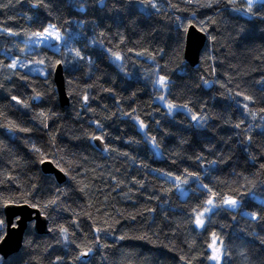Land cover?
Segmentation results:
<instances>
[{
    "label": "trees",
    "instance_id": "16d2710c",
    "mask_svg": "<svg viewBox=\"0 0 264 264\" xmlns=\"http://www.w3.org/2000/svg\"><path fill=\"white\" fill-rule=\"evenodd\" d=\"M49 24L57 53L28 43ZM190 24L207 36L195 66ZM9 203L48 233L30 223L0 264H264V1L0 0L3 235Z\"/></svg>",
    "mask_w": 264,
    "mask_h": 264
},
{
    "label": "water",
    "instance_id": "95a60500",
    "mask_svg": "<svg viewBox=\"0 0 264 264\" xmlns=\"http://www.w3.org/2000/svg\"><path fill=\"white\" fill-rule=\"evenodd\" d=\"M184 59L190 66H195L199 62V56L204 48L207 36L200 31L195 25L190 24L185 34ZM54 83L57 87L59 103L62 108L69 106V98L64 87L63 65L56 66L54 72ZM96 146L103 151L105 143L101 139L94 138ZM42 171L45 174L55 176L59 184L64 183L66 175L53 162L43 161L41 163ZM4 211V235L0 239V256L7 258L13 253L18 252L22 247V240L25 231L30 223L33 229L39 234L48 233V220L41 210L31 207L26 203L15 204L9 203L3 209Z\"/></svg>",
    "mask_w": 264,
    "mask_h": 264
},
{
    "label": "rangeland",
    "instance_id": "374dc122",
    "mask_svg": "<svg viewBox=\"0 0 264 264\" xmlns=\"http://www.w3.org/2000/svg\"><path fill=\"white\" fill-rule=\"evenodd\" d=\"M245 1H247V0H245ZM263 1L264 0H252V4L251 5L255 4L256 2H263ZM41 33H44L43 37H39V36L35 35V36L30 38L28 43L30 44V46L32 48H34L36 46L50 47L53 51H55L57 53L62 48L66 47L65 35H63L61 32H59L58 29L55 28V26L49 24V25L46 26V29L43 30ZM48 33H52V35L49 37ZM57 34L59 36V39L56 38ZM45 37H47V39H45ZM15 63L18 64V65L28 64L30 66H33L34 69L36 71L40 72L41 74L45 73L44 69L41 66H38V65L34 66L31 63H29V62H27V63L25 62L24 63V61L21 60V59H17L16 58L15 59ZM160 80H161V78H159V81ZM164 84H165V81H164ZM164 84L163 85L161 84L162 88H165ZM181 193H182V196L186 195V193H184V192H181ZM226 206L229 207V208L232 207L231 205H228V204H226ZM232 208H235V207H232ZM213 255H217L220 258V246H217L216 243H214V245H213Z\"/></svg>",
    "mask_w": 264,
    "mask_h": 264
},
{
    "label": "snow or ice",
    "instance_id": "6c2138e0",
    "mask_svg": "<svg viewBox=\"0 0 264 264\" xmlns=\"http://www.w3.org/2000/svg\"><path fill=\"white\" fill-rule=\"evenodd\" d=\"M247 2L249 4V10H251L252 0H247ZM35 35L39 36V37H43L44 33H36ZM51 35H52V33H48L49 37ZM56 38L59 39L58 34H57ZM45 39H47V37H45ZM117 59H119V56H117ZM12 66L14 67L15 65L13 64ZM159 83L162 84V85L164 84L163 78H161ZM13 99H15V97ZM161 99H163V98L161 97ZM171 107H173V106L169 105L170 109H171ZM193 119H197V117L193 116ZM141 125H142V122H141ZM96 139H102V138L101 137H96ZM177 179H179V178H177ZM206 203L208 205H213V207H215V205L213 204V200H211V199H209ZM224 203L228 204V205H231L232 207H236L237 206V201L233 200V199H227V200L224 201ZM211 210H212L211 208L205 207L204 212H210ZM204 212L198 213L197 216H196L195 223L198 226H203L204 221L201 219V217L204 215ZM0 235H3V230L2 229H0ZM210 247H211V245H210ZM211 258L215 259L217 261L219 260V256H217V255H213Z\"/></svg>",
    "mask_w": 264,
    "mask_h": 264
}]
</instances>
